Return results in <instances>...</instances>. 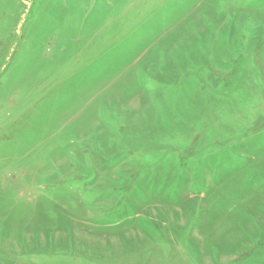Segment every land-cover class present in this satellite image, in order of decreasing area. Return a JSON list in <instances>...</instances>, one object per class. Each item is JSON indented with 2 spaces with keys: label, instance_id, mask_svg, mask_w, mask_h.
<instances>
[{
  "label": "rangeland",
  "instance_id": "1",
  "mask_svg": "<svg viewBox=\"0 0 264 264\" xmlns=\"http://www.w3.org/2000/svg\"><path fill=\"white\" fill-rule=\"evenodd\" d=\"M0 264H264V0H0Z\"/></svg>",
  "mask_w": 264,
  "mask_h": 264
}]
</instances>
